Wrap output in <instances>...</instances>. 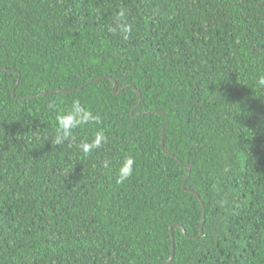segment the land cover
<instances>
[{
	"label": "trees",
	"instance_id": "obj_1",
	"mask_svg": "<svg viewBox=\"0 0 264 264\" xmlns=\"http://www.w3.org/2000/svg\"><path fill=\"white\" fill-rule=\"evenodd\" d=\"M261 77L264 0H0V264H264Z\"/></svg>",
	"mask_w": 264,
	"mask_h": 264
},
{
	"label": "clouds",
	"instance_id": "obj_2",
	"mask_svg": "<svg viewBox=\"0 0 264 264\" xmlns=\"http://www.w3.org/2000/svg\"><path fill=\"white\" fill-rule=\"evenodd\" d=\"M123 15L124 12L121 11L120 16L122 17ZM129 30L128 27L124 28L125 32ZM259 83L264 85V77L260 78ZM98 119L99 117L93 116L91 111L84 108L79 101H74L68 111L56 116L57 137L55 142L59 144L62 141L69 139L73 129L92 121H98ZM105 139L104 134L98 132L90 142H85L80 146L81 151L85 154L90 153L94 149L99 148L105 142ZM133 165L134 159L132 157H127L123 160L119 168L117 183H123L125 179L132 175Z\"/></svg>",
	"mask_w": 264,
	"mask_h": 264
},
{
	"label": "water",
	"instance_id": "obj_3",
	"mask_svg": "<svg viewBox=\"0 0 264 264\" xmlns=\"http://www.w3.org/2000/svg\"><path fill=\"white\" fill-rule=\"evenodd\" d=\"M114 93L116 94L117 93V90H116V83H115V87H114ZM140 94H138V96H139ZM138 105H136V107H137ZM136 107L134 108V109H132V111H131V113L136 109ZM157 112H159V113H163L162 111H157ZM163 134H164V128L162 129V133H161V145L163 146ZM188 168H189V166H188ZM188 176V173L186 174V176H185V178L183 179V181H182V186L184 185V182H185V179H186V177ZM198 197V196H197ZM199 199V201H200V198H198ZM201 206H202V204H201ZM203 215H204V213H203ZM203 221H204V217H203V219H202V222H201V225L203 224ZM199 234L201 235L202 234V228H200V232H199ZM172 239V238H171ZM172 251H173V246H172Z\"/></svg>",
	"mask_w": 264,
	"mask_h": 264
}]
</instances>
